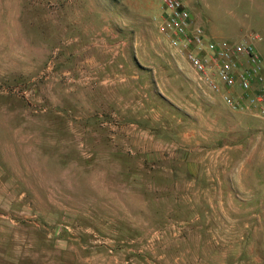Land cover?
<instances>
[{
	"label": "rangeland",
	"instance_id": "374dc122",
	"mask_svg": "<svg viewBox=\"0 0 264 264\" xmlns=\"http://www.w3.org/2000/svg\"><path fill=\"white\" fill-rule=\"evenodd\" d=\"M212 37L264 0H182ZM161 0H0V264H264V121L193 82Z\"/></svg>",
	"mask_w": 264,
	"mask_h": 264
},
{
	"label": "built area",
	"instance_id": "2783aa9c",
	"mask_svg": "<svg viewBox=\"0 0 264 264\" xmlns=\"http://www.w3.org/2000/svg\"><path fill=\"white\" fill-rule=\"evenodd\" d=\"M158 30L172 53L184 59L199 88L216 96L232 113L264 121V65L257 35L216 38L193 22L182 0H161Z\"/></svg>",
	"mask_w": 264,
	"mask_h": 264
},
{
	"label": "crops",
	"instance_id": "0c3cea01",
	"mask_svg": "<svg viewBox=\"0 0 264 264\" xmlns=\"http://www.w3.org/2000/svg\"><path fill=\"white\" fill-rule=\"evenodd\" d=\"M191 16H192V14H191ZM192 19H193V16H192Z\"/></svg>",
	"mask_w": 264,
	"mask_h": 264
}]
</instances>
